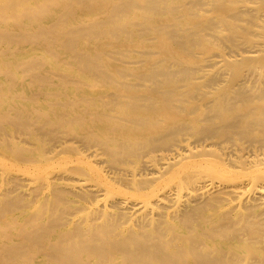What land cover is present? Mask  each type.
<instances>
[{"label": "bare ground", "instance_id": "bare-ground-1", "mask_svg": "<svg viewBox=\"0 0 264 264\" xmlns=\"http://www.w3.org/2000/svg\"><path fill=\"white\" fill-rule=\"evenodd\" d=\"M0 264H264V0H0Z\"/></svg>", "mask_w": 264, "mask_h": 264}]
</instances>
